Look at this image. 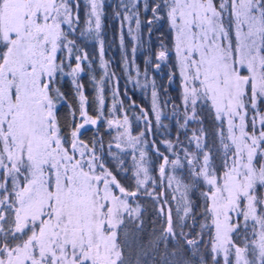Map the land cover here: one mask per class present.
I'll return each instance as SVG.
<instances>
[{"label":"snow or ice","instance_id":"1","mask_svg":"<svg viewBox=\"0 0 264 264\" xmlns=\"http://www.w3.org/2000/svg\"><path fill=\"white\" fill-rule=\"evenodd\" d=\"M86 4L88 26L81 36L95 33L99 39L102 0H86ZM119 7L124 9L123 19H135L139 30V13L134 11L138 0ZM162 9L171 33L186 121L196 119V105L201 100L210 105L221 124L227 118V137L223 128L219 132L226 155L222 175L211 168V148L201 145L204 130L200 129V136L193 134L197 149L208 148L194 175L208 186L203 195L208 202L205 213L211 215L215 227L212 252L227 257L234 248L236 264H253L245 258L251 247L258 264H264V197L257 195L258 186L264 187V113L258 107L264 104V0H221L219 4L216 0H156L151 6L150 26L164 18ZM78 21L72 0H0V264H130L124 249L139 240L142 221H136H140V205L133 208L129 200L135 199L142 187L152 195L146 187V154L141 151L140 159L134 158L137 191L129 192L105 166L103 155L97 153V141L89 147L80 139L85 125L97 124L84 110L83 86L76 81L86 54L76 55L75 67L66 73L79 94L84 123L76 125L69 139L57 119V103L64 94L55 87L56 77L65 75L64 61H57L65 50L66 59L74 50L82 51L68 39ZM129 33L138 41L133 29L129 28ZM100 52L103 56L102 41ZM169 54L161 42L157 60L164 61ZM103 66L106 69L107 62ZM152 87L153 110L159 121L154 82ZM141 112L144 115L143 109ZM249 112L253 113L251 132ZM108 123L111 127L113 121ZM125 138L134 148L140 143V137L125 130L116 137L117 149L123 151ZM229 151L231 157H227ZM109 154L116 158L111 144ZM160 171L163 175L165 168L161 166ZM190 212L185 202V216ZM233 213L237 218L243 216L246 232L248 222H253V239L249 244L245 237L243 248L232 240L231 234L240 229V224L233 222ZM186 235L174 231L169 213L167 227L150 243L158 251V244H167L169 237H184L195 251L197 241ZM169 255L175 256L176 250L160 252L163 264H181L169 261Z\"/></svg>","mask_w":264,"mask_h":264},{"label":"trees","instance_id":"2","mask_svg":"<svg viewBox=\"0 0 264 264\" xmlns=\"http://www.w3.org/2000/svg\"><path fill=\"white\" fill-rule=\"evenodd\" d=\"M156 0H145L148 4L147 9L140 12L141 27L138 34V41L132 44V39L127 32L124 34L121 27L123 10L119 7V0H102V17L101 30L99 39L95 36H81L82 26L85 24L87 12L89 10L86 0H72L73 14H78L79 21L74 24L75 31L68 35L69 40H74L77 47L81 49L83 54L87 55V59L81 63L82 71L78 74L80 83L83 86V93L86 99V113L90 116H97L96 112V93L93 75L88 70L91 66L96 71L95 77H98L99 65L98 51L100 49V41L103 42V57L107 61L110 77H114L117 81V91L121 99L126 103V112L129 114L132 129L144 133L142 136L146 144V153L148 155V166L150 178L146 182V187L152 195H148L142 187L135 199L129 200L133 206L140 205V223L142 228L139 233V240L135 243V249L132 246L124 249V256L130 264H163L160 252L172 253L176 250V255H169V261L179 260L181 264H223V259L219 255L212 252L213 227L211 225L208 214L205 209L208 205L204 193L208 192V186L202 177L197 178L194 173L202 165L204 152L211 148V168L216 174H221L226 159L225 150L221 144L219 132L223 128V124L216 119L214 111L210 105L203 101H198L196 105V119H185V106L182 103V89L179 72L175 68V57L172 51V38L168 29L167 17L164 15L163 9L161 15L163 19L154 22L151 26L148 24L150 16H152L151 6ZM218 4V1L216 0ZM120 15L116 16L115 13ZM151 27V32L149 28ZM80 32V33H79ZM121 33L124 37L123 46L121 44ZM161 42L172 52L164 61H158L156 53L161 47ZM135 47V52L133 48ZM61 54V53H60ZM63 55V54H62ZM134 59L138 65V69L146 72L148 77L154 79L156 91L158 92V101L161 110L165 116H161L164 122L163 127L153 128L156 120L153 111L152 101L149 90L144 86H139L126 76L123 63L126 59ZM60 59V58H59ZM148 61L146 64L145 61ZM89 62V64L87 63ZM71 63L64 62V68ZM159 64V67L156 65ZM114 74V75H113ZM173 78L170 80V75ZM56 84L60 91L64 94V99L57 103V119L62 128V134L69 137L72 130L79 124V104L77 94L68 75H58ZM105 89V101L108 102L107 81L103 80ZM259 111L264 107L260 104ZM143 109L144 115L141 110ZM184 110V112H183ZM74 112V117L73 113ZM188 112H191L189 106ZM141 115V120L137 117ZM192 115V112H191ZM250 112L248 114L249 118ZM160 118V119H161ZM250 119H248V130L250 127ZM150 129V130H148ZM200 129H203L206 137L201 138V145H208L203 151L197 149L196 136H200ZM224 131V130H223ZM168 138L172 143V151L168 148V143L163 140ZM80 139L89 147L93 146V141H97V153L103 155L105 166L116 177L117 181L125 187L129 192L137 191L136 181L134 178L133 157L127 149H117L113 144V135L111 129L103 117L95 125H87L81 129ZM111 144V152L115 154L113 158L109 154V145ZM186 146V151L181 146ZM174 148V149H173ZM162 152L165 154L171 152L178 153L179 164L174 166V173L180 179L179 194L172 196V191L166 185L165 179L161 176V162L163 160ZM231 152H227L230 157ZM172 156V155H170ZM199 157V160L193 159ZM171 159L170 157L167 158ZM192 160V164H189ZM11 185L9 182L8 187ZM185 186L186 189H185ZM257 195L263 197L262 187L258 186ZM158 197V198H157ZM185 202L190 206L191 212L185 216ZM171 213L173 219L174 231L183 232L187 239H195L197 244L195 251L185 243L184 237L173 240L169 237L167 244L160 242L158 251L153 250L150 243L155 235L167 227L168 215ZM183 218V219H181ZM240 229L238 232L232 233V239L237 245L244 247L245 237L250 244L253 237L250 235L253 229V222H248L247 232L245 231L241 221L238 218ZM203 225V227H202ZM120 239H123L121 235ZM138 245H143L140 247ZM142 250V251H139ZM250 247L246 252L251 253ZM215 256V259H213Z\"/></svg>","mask_w":264,"mask_h":264},{"label":"rangeland","instance_id":"3","mask_svg":"<svg viewBox=\"0 0 264 264\" xmlns=\"http://www.w3.org/2000/svg\"><path fill=\"white\" fill-rule=\"evenodd\" d=\"M218 4L221 2V0H217ZM128 0H119V3H127ZM145 0H138V7L134 9V11L138 12L140 14V12L145 8ZM89 7V6H88ZM123 10V14L122 16L124 17V9ZM152 16H150L151 18ZM88 18V17H87ZM149 18V19H150ZM139 19H140V15H139ZM156 22V21H155ZM87 20L85 21V24L82 26V29L85 30L87 27ZM93 26H94V21H93ZM121 27L124 34L127 32V34H129V37H131L132 39V35H130L129 33V28L133 29V35H137L139 34V30L136 29V20L132 19V20H124L122 18L121 21ZM67 30V29H66ZM80 33V32H79ZM93 35L95 36V33H93ZM123 36V34L121 33V37ZM123 41H124V37ZM135 43V41L132 39V44ZM77 46V45H76ZM78 48V47H77ZM159 50V49H158ZM169 52H172L169 50ZM63 54V55H62ZM76 55H81L83 56V52H76L75 50L73 51V54L71 56L70 59H66L68 57V52L65 50L63 52H61V54H59L60 59H58L57 63H60V60H63L64 62H68L70 61L71 63L68 64V66L66 68H64V73L66 75V73H69L71 71L72 67H75L77 61L75 59ZM173 55L175 57V53L173 51ZM176 59V57H175ZM97 60H99V65L97 70L99 71L98 73V77H95L96 71L94 70L93 67L88 66V70L91 72V74L93 75V81L95 82V93H96V112H97V116H90L87 114L88 117L92 118V119H97V122L99 121L100 117H103L106 120V123L109 125V121H113L112 126L110 127L111 129V135H113V144L116 146L117 140L116 137L118 136V134L120 133H124L125 130H127L128 133H130L131 136L133 137H140V143L138 145L135 146V148L131 145H129L126 142V138H125V142L121 143V148L122 149H127L130 152V155L133 157V166H134V158L135 160H139L140 159V153L141 151H143L146 155H145V160H146V166L148 168V175L150 178V171H149V166H148V155L146 153V144H145V140L144 138L141 136V131L139 130L138 132L132 129V123H131V119L129 114L126 112V103L121 99V96L119 94V92L117 91V81L115 80L114 77H110V70L108 69V64H107V68L105 69L104 62H107L105 60V58L103 56H101V52L100 49L98 51V58ZM85 61V60H84ZM89 64V62H87ZM82 68V67H81ZM123 68L125 70L126 76L129 80L134 81L135 83H137L139 86H144L145 88H147V90H149L150 92V96H151V101H152V106H153V97H152V92H153V87H152V83L154 82V79L148 77V75L146 74L145 71L138 69V65L136 63V61H134V59H132V57L130 59H126V61L123 63ZM108 73V75H105V73ZM62 75V76H65ZM68 77L70 78L71 83H73V78L71 76L68 75ZM180 78V76H179ZM103 80L107 81V90L106 92H108V102L106 103L105 101V89H104V85H103ZM76 81L82 85V83H80L78 75L76 77ZM55 87H58V85L56 84ZM77 94V99H78V93ZM84 95V93H83ZM182 99V98H181ZM102 101V103H101ZM203 101V100H201ZM205 102V101H203ZM183 103V101H182ZM78 104H79V124H83L84 121L81 118V105L78 99ZM184 105V104H183ZM262 106L264 107V104H262ZM86 105L84 104V110ZM258 107H261L260 104L258 105ZM86 111V110H85ZM154 111V110H153ZM157 111L160 114V118L161 116H165L164 112L161 110V107L159 105V101L157 102ZM184 112V110H183ZM262 113H264V108L260 111ZM155 116L154 119L156 120L155 122V126L153 128L158 127V129L160 127H163L164 124L166 122L163 121V119L161 118L159 121H157L156 119V111H154ZM188 116L191 117V112H188ZM125 117H127V124H123ZM137 117L139 118V120H141V115L137 114ZM252 117H253V113L250 112L249 118L250 119V127H251V121H252ZM119 122V124H117L116 122ZM90 125V124H87ZM85 125V126H87ZM92 125V124H91ZM120 125H123V127H121ZM228 123H227V118L224 119L223 121V130H224V136L225 138L228 135ZM256 128L257 130H259L260 125H259V121L257 120V124H256ZM249 132H251L250 130H248ZM165 143H168V148L170 151H172V143L168 141V138H165L163 140ZM183 151L188 152L185 148L186 146H181ZM174 149V148H173ZM234 151V149H233ZM231 152V151H229ZM163 156V160L161 162V166H163L165 168V172L164 174L161 176H163V179H165L166 185L169 186V190L172 191V196L179 194L180 191V186H178V184L180 183V179L177 177V175H175L174 173V166L177 164H173V161H176L178 159V153L174 152L173 154L171 152L168 153H161ZM172 155V156H170ZM232 155V152H231ZM230 155V157H231ZM165 157L167 158H171L168 159L167 162H165ZM201 163H203V160L201 161ZM230 163V161H229ZM135 170V169H134ZM225 170H223L221 172V174H217V175H222L223 172ZM170 177H174L175 179H173L171 181V183L169 182V178ZM143 177H141L142 179ZM203 179V178H202ZM204 181V180H203ZM179 182V183H178ZM11 187V185L9 186ZM117 194H119L118 189L116 190ZM262 193H263V197H264V187H262ZM130 204V203H129ZM131 205V204H130ZM133 208H135L136 206L131 205ZM233 222L237 223L238 222V218L236 217V214L233 213ZM208 217L210 218V223L212 225V217L210 214H208ZM241 217V221H244L243 216ZM251 221V220H250ZM213 227V237L215 235V227L212 225ZM232 235V234H231ZM233 240V239H232ZM234 242V241H233ZM236 244V242H234ZM237 245V244H236ZM132 246V250L135 249V243L131 245ZM239 246V245H237ZM242 247V246H239ZM243 248V247H242ZM142 251V250H139ZM215 255H219L221 257V259H223V264H236V253H235V249L234 248H230L228 256L225 257L223 252L220 253H215ZM245 258L248 260H252L253 264H258V261L255 259V254L253 251H251V253H245Z\"/></svg>","mask_w":264,"mask_h":264}]
</instances>
